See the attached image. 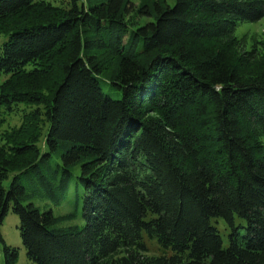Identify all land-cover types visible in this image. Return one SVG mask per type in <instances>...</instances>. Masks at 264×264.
<instances>
[{
    "label": "trees",
    "instance_id": "obj_1",
    "mask_svg": "<svg viewBox=\"0 0 264 264\" xmlns=\"http://www.w3.org/2000/svg\"><path fill=\"white\" fill-rule=\"evenodd\" d=\"M140 1L0 0V224L34 264H264V0Z\"/></svg>",
    "mask_w": 264,
    "mask_h": 264
},
{
    "label": "rangeland",
    "instance_id": "obj_2",
    "mask_svg": "<svg viewBox=\"0 0 264 264\" xmlns=\"http://www.w3.org/2000/svg\"><path fill=\"white\" fill-rule=\"evenodd\" d=\"M135 2L136 9L138 8L140 4V0H133ZM56 2L58 3L59 0ZM175 3V0H166L164 3V6L166 7L167 4L173 5ZM154 7V6H153ZM155 8V7H154ZM156 12V10H154ZM137 13V10L132 12L133 15H135V18L137 22L143 23L151 20L154 17H150L144 13ZM245 34L248 35V48H251L252 44L254 43V38L257 40H264V16L256 21V22H244L241 23L237 29H236V35L239 37L244 36ZM7 39V36L4 34H0V43H3ZM4 79V76H0V82H2ZM102 88L106 93L113 96L115 99L122 98V91L117 89L116 87L112 86L107 81L101 82ZM21 123V116L20 114H13L10 116L5 115V120L0 122V133L8 130L9 128L13 126H17ZM56 162H61L60 158L57 154L53 156L51 164L54 165ZM74 177L72 179V188L70 190V194L68 196V199L63 202L59 206H55L50 204L49 207L54 210V214L59 216L66 213H69L70 211L75 210L76 206V200H77V194H76V186H77V178L76 176L80 173V165H76L72 167ZM27 181L24 179V183ZM9 183V180L6 182V184ZM37 204L42 205L41 202L36 201ZM212 224L217 226V228L220 231V234L223 239V245L224 247H227L230 243L229 233L231 231V227L227 225L226 221L219 217V218H212ZM83 224V217H82V198L79 202V213L78 216L73 219H67L62 222L63 226H69L72 224ZM19 224V216L15 214L14 212L10 211L4 221L0 224V264H6V253L4 250V244H7L11 247L17 248L18 257L15 264H34L33 261H31L27 257V251L22 243V239L20 236V232L18 229ZM236 224L237 225H246V221L240 217H236ZM243 230V229H241ZM147 239V243L149 245V251L152 254L159 253L160 250L158 248L157 243L155 240H151L149 238Z\"/></svg>",
    "mask_w": 264,
    "mask_h": 264
}]
</instances>
